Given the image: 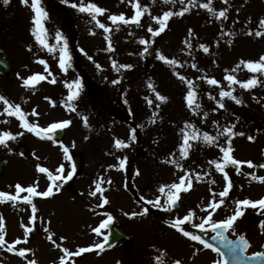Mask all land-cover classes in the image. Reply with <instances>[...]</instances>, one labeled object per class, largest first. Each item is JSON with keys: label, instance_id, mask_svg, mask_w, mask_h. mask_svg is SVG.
I'll return each instance as SVG.
<instances>
[{"label": "rangeland", "instance_id": "374dc122", "mask_svg": "<svg viewBox=\"0 0 264 264\" xmlns=\"http://www.w3.org/2000/svg\"><path fill=\"white\" fill-rule=\"evenodd\" d=\"M47 2L48 7L43 8L47 12V18L43 20L44 28L49 32L57 28L61 32L64 38L61 45L66 41L71 56L70 66L61 70L56 53L50 54L49 61L44 59L47 72L40 60L29 66L27 60H31V56L26 54V49L33 54L35 41L32 32L35 13L31 0L27 4L22 0H8L5 4L4 0H0V23L10 29L8 34L0 33V56L5 57L11 66V73L6 79L0 76V81L7 84L5 90L0 82V95L6 97V91L7 100L13 105L22 104L23 109H27L29 104L28 115L22 110L26 114L25 119L28 116V122L37 124L39 129L65 120L70 123L62 127L65 134L61 141L45 139L32 131L28 141L24 136L28 129L24 128V132L18 117L5 113V106L0 101V133L7 131L15 137L6 140L9 141V148L0 143V158L6 154L9 161L0 178V192L16 195L17 184L24 189L32 186L41 191L45 182L37 174L40 171H36V167L43 165L53 173L63 166L60 172H68L72 156L80 158L77 179L72 182L77 188L71 187V183L70 190L60 191L65 196L53 194L45 201L32 196L31 203H28L23 197L29 193L23 191L15 202H0L3 224L0 234L5 240L0 246V264H29L30 260L35 264H60V258L65 255L64 248L71 253L85 249L79 253L83 255L67 257L65 264H115L118 260L111 255L116 254L117 248L103 250L105 252L101 251L98 255L84 254L87 248L93 249L101 240L99 236L91 235L92 230L104 217L103 214L112 213L117 225L130 237L121 264H157L156 257L161 253H164V264H174L177 260L181 264L218 262L212 251L184 236L167 222L182 218L191 209L194 216L186 227L191 231L194 224L203 222L208 212H213L211 208H206L209 202L221 199L219 193L226 185L223 173L205 166L206 161L201 157L205 153L214 160L212 147L229 146L227 134L219 136L214 144H208L202 138L204 132L215 137L225 127H232L236 135L231 138L233 149L230 154L239 161H251L253 164L249 167L247 163H241L239 171L228 165L225 167L232 186L224 197V203L217 207V217L212 219L224 220L235 212L236 201H257L264 193V182L249 175L264 176V167H259L264 164V72H251L240 64L242 60L258 61L264 55V35L256 36L255 31L261 29L254 28L264 18V0H228L227 4L223 0H212V7L217 12L228 9L227 19H217L199 6L207 0H194V4L189 0H168L167 3L165 0H121L115 6L103 4L101 8L105 11L96 14L97 20L108 27V32L100 28L88 12H81L66 1ZM133 2H138L143 11L139 23L130 20L136 11ZM77 3L85 4V1ZM145 7L146 11L143 10ZM185 7L188 10L182 15H172L157 35L148 31L149 26L154 30L159 28L153 16H161L165 11L180 13ZM120 14L129 23L109 19L111 15ZM48 24L50 27H45ZM48 38L49 35L47 41ZM25 39L30 46L24 50L19 42ZM142 39L147 43H140ZM201 44L208 47V52L199 47ZM148 52H151L150 59L146 58ZM158 54L178 63H165L158 58ZM74 55L79 59L80 66L75 59L72 60ZM21 59H24L22 63ZM158 64L166 65L169 73L170 70L176 75L178 73L180 82L169 79L170 76L167 78L166 74L164 77L154 75L160 67ZM120 65L132 67L121 68ZM237 65H240L239 68ZM34 74L47 78L24 86L23 79ZM229 74L240 81L255 76L259 82L245 89L237 83L230 85L225 79ZM181 76L184 79L181 80ZM208 78H215L219 83L210 85ZM77 79L81 84L79 94L68 101V84ZM188 80L192 81L191 88L196 93L192 106L186 99L190 87ZM197 83L199 89L195 88ZM221 89L231 90L241 103L230 97H220ZM157 93L166 99L159 100ZM20 95L25 99L31 96L30 102L26 100L25 104ZM218 101L224 107H219ZM197 104H201L205 111H211L210 116L217 113L215 119L199 117ZM118 107L123 110L121 114L117 112ZM137 107L142 112L134 117L132 111ZM211 119L210 124H206ZM219 119L221 123L216 121ZM92 120L95 121L94 128L91 127ZM192 128L198 130L201 138L190 139L189 154L181 157L182 137ZM249 136L254 139L249 140ZM116 139L124 141L126 146L117 148ZM18 147H24L26 152L20 155ZM121 159L125 161L123 168L119 167ZM186 172L191 178V187L179 192L177 202L180 210H165V207L149 203L159 198V203L164 206L169 189L165 188L162 193L160 187L179 183ZM97 180H102L101 188L107 200L103 208H98L101 202L99 192L96 196L89 195L95 190L94 181ZM81 186L87 188L80 189ZM58 188L62 189L61 185ZM171 191L175 192L174 189ZM79 199L90 203V207L84 206ZM240 207L242 214L233 227L226 230L227 235L229 238L244 235L250 243L247 254L264 251V227L261 226L264 209L259 206L251 209L250 205ZM98 213L102 215L98 216ZM31 226L36 231L29 232L25 239V229ZM209 227L206 223L203 230L206 236H211ZM17 240L19 243H14ZM20 248L28 249L24 256L19 255ZM118 254L122 257L120 252Z\"/></svg>", "mask_w": 264, "mask_h": 264}, {"label": "snow or ice", "instance_id": "6c2138e0", "mask_svg": "<svg viewBox=\"0 0 264 264\" xmlns=\"http://www.w3.org/2000/svg\"><path fill=\"white\" fill-rule=\"evenodd\" d=\"M131 2V0H130ZM165 2L167 3L168 0H165ZM228 0H224V3L227 4ZM4 3L7 4L8 0H4ZM22 3L27 4L28 0H22ZM41 0H31V7L35 13L34 17H33V21H34V28L32 29L33 35L36 39V41L42 45L43 47L47 48L49 52H53L56 50V48H59V67L61 70H66L67 67L70 66V61H71V56L68 52L67 49V43L66 41L61 45V44H56V45H49L48 41H47V29L44 28L43 25V20L47 18V12L40 6ZM189 3L194 4V0H189ZM73 7H78V10L81 12H88L91 15L92 20L96 21L97 25L104 29L105 32H108L109 29L108 27H106L103 23H100L97 20L96 14H102L105 9L97 6L95 3H91L89 2L87 5L85 4H80V5H76L73 4ZM132 6L134 9H136L135 14L130 18V20L132 22H136L139 23L140 21V17L143 14V11L141 10L138 2H133ZM200 7L207 9L209 12H211L213 15L216 16L217 19L220 18H224L227 19V8H223L221 10H219L218 12L212 7V0H207L206 3L200 4ZM144 11H146V7L143 9ZM188 9L185 7L184 9L181 10L180 13H173L171 11H165L163 12V14L161 16H153L152 19L155 21H158L159 23V28L157 29H153L151 26H149L148 31L150 33H152L153 35H157L160 31H163V29L166 27L167 25V21L168 19L174 15H182L184 11H187ZM109 19L112 20L113 22H117V21H122L124 23H129V20L126 19L124 17L123 14L120 15H111L109 16ZM258 28L261 30H264V18H261L259 20V24H258ZM261 30H256L255 31V35L256 36H262L264 35V31ZM191 31V30H190ZM250 34H251V30H250ZM56 40L59 41H63L64 38L62 36V34L60 32L56 33ZM140 43L145 44L147 43V41L145 40H141ZM199 47L201 49H203L204 52H208V47L204 44L199 45ZM83 51V50H81ZM145 51H147V49H145ZM158 58L162 61H164L165 63L168 64H172L175 65L178 63L177 60L175 59H169L167 57H165L163 54H158ZM89 59H92L91 57H89ZM41 64H45V71L47 72V64L46 61L44 60H40L39 61ZM240 64L244 65V67H246L249 71L251 72H264V55H262L260 57V59L258 61H240ZM114 67L115 62H113ZM240 65H237V68H239ZM99 67V66H98ZM119 67L121 68H131L132 65H120ZM192 67H196L195 64L192 65ZM233 71H235V69H233ZM177 75H179L177 73ZM47 77L42 75V74H34L32 76H29L25 79H23V84L24 86H30V85H34L36 83H38L40 80H44ZM181 79H184V77H180ZM225 79L229 82V84L231 85L232 83H237L239 84L242 88L248 89L253 87L255 84H257L259 81H257L256 77L253 76L250 79L246 80V81H240L237 80V78L234 75H226ZM53 82H55L53 80ZM113 83H117V81H113ZM187 83L189 84V90L187 92V102L189 106H192L196 93L192 90L191 85H192V81L188 80ZM207 83L210 85H217L219 82L215 79V78H208L207 79ZM68 87L70 89L69 95L67 100L68 101H72L78 94H79V88L81 87L80 81L77 79L75 81H73L71 84H68ZM149 87H151V85H149ZM220 97H230L231 99L235 100L236 103H241V101L239 99H237V97H235L232 93L231 90L229 91H225L223 89H221L220 93H219ZM157 98L161 101L165 100L166 97L160 95L159 93H157ZM0 101L3 102L4 104V112L9 114V115H14L17 116L18 119L21 122V126L28 129L29 131L34 132L37 136H40L42 132L44 133H48L50 130L56 129V128H62L65 125L69 124L70 122L65 120L59 123H53L49 126L48 129H39L36 126H33L31 123H29L26 119L25 116L26 114L21 110L20 105L16 104L13 105L12 103H10L7 98H5L4 96L0 95ZM219 107H224L223 103L218 101ZM69 107H71V105L69 104ZM197 108H199L200 106L197 104L196 105ZM35 112V110H33ZM207 115V113H205V116ZM85 122H86V118H85ZM213 123H216L215 121ZM186 127H189L186 124ZM182 132L184 131V129L181 130ZM227 134V141H228V145L227 147H220L219 145H217L218 147H220V151L223 153V156L221 158V160L217 161V160H213L210 161V163L214 164L216 169L223 173L224 176V180L226 181V185L224 187V189L219 193V196L221 197V199L219 201L216 200H212L209 202V204L206 206V208H211L213 211L216 210L217 207H219L220 205H222L224 203V197L227 196L232 184L231 181L229 180V176L228 173L225 172V167L229 164H234L237 165V171H239V165L241 163H247L249 165V167H252L253 164L251 161H247V162H242L239 161L237 159H235L230 153L232 151L231 148V137L233 135H236V133L233 132L232 127H225L223 129L222 132H218L217 136H211L209 135L207 132H204L202 134V138L203 140L208 143V144H214L216 142V140L218 139L219 136L221 135H225ZM240 135H243V133H239ZM15 137L13 136L12 133L10 132H2L0 133V143H6L7 139H14ZM134 138V136H133ZM201 136L198 134V130L195 128H192V130L190 132H187L184 136H183V144L180 145V155L181 157H187L188 156V149L191 147V144L189 143L190 139L191 140H198L200 139ZM249 140H253L254 137L249 136L248 137ZM115 146L117 148L120 147H124L126 146L124 144V141L120 140V139H116L115 140ZM65 155H67V149H64ZM125 164V161L123 159L120 160L119 163V167L123 168ZM62 167L57 169V172L62 171ZM111 167V166H110ZM259 167H264V164L259 165ZM38 170L40 172H48V170L46 168L40 167L38 166ZM249 175H252V178L261 182H264V176H257L254 173H250ZM72 176V172H69L67 176H53L52 173H49V178L53 179V180H67L68 178H70ZM197 178H199V175L197 174ZM187 181V186L185 185V182ZM96 188L94 191H91L89 193V195L91 196H96L97 193L99 192L101 194V202L102 203H106L107 200L106 198L103 196V189L101 188V183L102 180H97L94 181ZM214 183V181H213ZM191 187V178L188 176V173L186 172L184 176L180 177V181L179 183H172L171 185H162L160 187V192H164L165 188L169 189V192L167 194V199L165 201V205L162 206L159 203V198H157L156 201H149V203L154 204L156 207H165V210H168L171 207H175L178 199H179V192L181 190L187 191L188 188ZM175 190V192H172L171 190ZM52 185L50 184L48 189L46 191L43 192H38L36 191V189L32 186H29L27 189L22 188L19 184L16 185V195H11L9 193H5V192H0V202H3L4 200H11L13 202H15L18 198V195L20 192L23 191H27L29 193V195H26L23 197V200L27 201L28 203H31V197L32 196H43V197H47L50 196L52 194ZM143 199V198H142ZM241 205H245V206H252V207H256L257 205H259L260 208L264 209V198H261L260 200L257 201H252L250 199H244V200H238L236 201V210L233 213V215L228 216L226 219L221 220V221H214L212 219V212H208V215L206 217H204V221L201 223H196L193 225V227L195 228H199L202 231L205 229V224L207 223L210 227H212L214 230L215 229H219V231L216 232V237L219 238V240L225 245V247L228 248L229 252L232 254L233 260H242L243 259V254L246 250V248L249 246V241L245 238L244 235H240L238 236V239L236 241H232V240H226L224 232L230 228L233 227V224L235 222V220L237 219V217L241 216L242 211H241ZM33 213H35L36 209L35 206H33ZM145 212L148 211L147 208L144 209ZM132 215H135V213H133ZM194 216V212L189 209L188 212L181 218V217H177L175 218L173 221H168L167 223H170V225L172 227H174L175 229H177L178 231H180L184 236L189 237L191 240L193 241H199L201 244L204 245V247L206 248H213L212 245L208 244L204 239H202L201 236L195 234L194 232L190 231V230H186L187 227V223H191L192 219ZM31 219V218H30ZM112 220L111 216H108L107 220L104 221L101 225V227L106 226L108 223H110ZM261 226L264 227V221H261ZM3 224H2V220H0V229H2ZM30 229L26 228L25 229V239H27L28 234H29ZM94 231H99V229H94ZM49 239H51V236L49 237ZM63 239V237L61 238ZM5 243L4 240V235L0 234V246H2ZM14 243H19V241H15ZM96 247H100V245H96ZM264 247V246H262ZM214 250L216 252H220V250L218 248H214ZM28 249L25 248H20L19 249V255L24 256L25 252H27ZM85 251V249L81 248L79 249V251L77 253H71L69 252V250L67 248L63 249L64 252V256H62L60 258V264H65V259L69 256L72 255H79L80 252ZM164 253H161L160 256L156 257L157 260V264H164V261L162 259ZM221 257H223V253H220ZM252 256L254 258H261L264 257V251L261 252H256L253 253ZM29 264H35V261H29ZM174 264H181V262L179 260L175 261ZM214 264H222V261L220 262H214ZM260 264H264V261H261Z\"/></svg>", "mask_w": 264, "mask_h": 264}, {"label": "water", "instance_id": "95a60500", "mask_svg": "<svg viewBox=\"0 0 264 264\" xmlns=\"http://www.w3.org/2000/svg\"><path fill=\"white\" fill-rule=\"evenodd\" d=\"M0 30L2 32H7V30H3L2 26L0 25ZM9 72V67L8 64L6 62V60L2 57H0V73L1 74H7ZM51 136H54L56 138H60L62 136V132H54L51 133ZM22 151V149L20 150ZM6 161H0V174L3 171V167L6 166ZM234 167V165H232ZM178 206L175 205V207L173 208H177ZM213 231L217 232L219 231V229H213ZM196 233L202 237V234L197 230ZM110 236H111V242H109L110 244L108 245H112L114 243H116L120 238H123L122 234L119 233L118 231H115L114 229H110ZM203 239V237H202ZM206 242L210 245L213 246V248H218L220 250V253H223V264H260L261 261H264V257L263 258H244L242 260H233L232 254L229 252L228 248L225 247V245L220 242L218 243V241H216V239H211V240H206Z\"/></svg>", "mask_w": 264, "mask_h": 264}, {"label": "flooded vegetation", "instance_id": "af4514ba", "mask_svg": "<svg viewBox=\"0 0 264 264\" xmlns=\"http://www.w3.org/2000/svg\"><path fill=\"white\" fill-rule=\"evenodd\" d=\"M75 187L77 188V186L74 184L73 185V188L76 189ZM103 207H104V203H101V205L99 206V208H103ZM127 246L128 245H126L124 243H119V244H117L114 247V249L115 248L119 249V250H116V254L115 255L113 254V257H115L116 260H118V261H115V263H120L121 259L123 260V258L125 257V250L127 249ZM118 252H120V254H121L122 257H120V255L118 254Z\"/></svg>", "mask_w": 264, "mask_h": 264}]
</instances>
